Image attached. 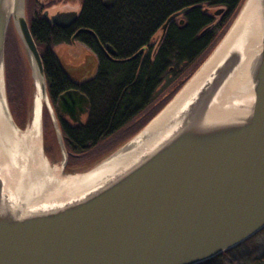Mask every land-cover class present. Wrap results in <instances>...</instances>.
<instances>
[{
    "label": "water",
    "instance_id": "95a60500",
    "mask_svg": "<svg viewBox=\"0 0 264 264\" xmlns=\"http://www.w3.org/2000/svg\"><path fill=\"white\" fill-rule=\"evenodd\" d=\"M114 3L103 0L105 6ZM188 10L171 15L163 34ZM43 15L59 27H68L78 13L49 15L46 10ZM11 23L46 97L41 120L44 106L52 112L65 168L64 138L52 111L25 0H0V97ZM83 31L94 34L80 28L72 40ZM246 43L245 34L235 38L234 48L175 116L177 122L164 137L79 197L20 207L5 187L0 165V264H200L264 229V21L251 71L253 95L212 108ZM105 51L111 58L115 55L110 45ZM89 104L84 93L71 88L60 94L57 110L81 123Z\"/></svg>",
    "mask_w": 264,
    "mask_h": 264
},
{
    "label": "trees",
    "instance_id": "16d2710c",
    "mask_svg": "<svg viewBox=\"0 0 264 264\" xmlns=\"http://www.w3.org/2000/svg\"><path fill=\"white\" fill-rule=\"evenodd\" d=\"M243 1L115 0L112 6H105L103 0H83L76 21L66 28L49 22L38 3L29 24L42 56L51 102L71 88L79 89L90 101L85 122L64 126L69 154H86L119 132L124 131V137L130 129L139 131L202 64ZM186 7L189 10L172 20L163 34L168 18ZM212 7L217 8L213 14ZM11 26L6 51L13 39ZM80 28L94 32L83 31L76 40L96 54L98 68L92 78L78 83L64 69L54 47L71 43ZM159 30L162 35L154 45ZM106 45L115 50L112 58ZM142 48V53L129 59ZM243 243L200 264L218 263ZM256 264H264V251Z\"/></svg>",
    "mask_w": 264,
    "mask_h": 264
},
{
    "label": "bare ground",
    "instance_id": "6f19581e",
    "mask_svg": "<svg viewBox=\"0 0 264 264\" xmlns=\"http://www.w3.org/2000/svg\"><path fill=\"white\" fill-rule=\"evenodd\" d=\"M264 21V0H245L226 36L196 71L175 98L125 146L103 159L94 167L77 173H66L51 164L43 152L41 106L46 97L35 82L34 103L30 123L21 129L13 123L5 93V72L1 74L0 97V165L6 189L15 203L28 208L57 203L81 196L132 162L143 151L151 148L177 122L179 112L186 109L194 92L210 77L219 62L240 34L247 38L241 59L219 90L212 108L226 106L238 99L253 95L251 71L261 45ZM189 104V103H188ZM186 106V107H185ZM174 120V121H173Z\"/></svg>",
    "mask_w": 264,
    "mask_h": 264
},
{
    "label": "rangeland",
    "instance_id": "374dc122",
    "mask_svg": "<svg viewBox=\"0 0 264 264\" xmlns=\"http://www.w3.org/2000/svg\"><path fill=\"white\" fill-rule=\"evenodd\" d=\"M82 3L83 0H25V10L27 19L29 21L33 15L34 10L37 7V4L42 5V14H44V12L48 10L49 15H52L58 12L65 11L79 12L81 10ZM243 3L239 11L241 10ZM38 8L39 6L37 7V9ZM216 9V7H212L210 9V12L213 14ZM239 11L235 15H238ZM235 17L230 19L229 26L231 25ZM218 19L219 17L216 16V20ZM11 24V28L13 29V39L11 41L12 43L10 45V48L7 51L5 49V93L11 118L19 128L24 129L26 128L28 123H30L32 116L35 94V78L28 52L14 24ZM229 26H227V29L224 31L225 33H223V35L218 39L205 60L216 48L218 43L223 39V37L227 33L226 31H228ZM161 35L162 30H159L155 34L153 39L154 45H157ZM54 51L60 57L62 66L68 72V74L71 75V78L77 81H85L92 78L96 74L98 68V58L91 49H89L80 41L58 44L54 47ZM205 60L202 62V64L205 62ZM201 65L187 79L184 85L190 80L191 77H193V75L201 67ZM183 86L176 92V94L183 88ZM175 95L162 107V109L166 107L170 101L173 100ZM52 111H54V114L56 116L53 106ZM158 113L152 116L150 120L143 127H141L139 131L135 133H132L134 130L130 129V131L123 137L124 131L122 133L119 132L118 135L99 143L96 147L87 151L86 154H78L77 156L70 155L68 166L66 165V167L63 168L62 165L65 157V152L59 143L57 131L52 117L48 114V112H44L42 119V141L44 154L51 164H56L59 167H62V169L66 173L73 174L86 171L125 146L126 143L133 137H135L136 134H138ZM145 115H147V113H145ZM136 122L137 121H135V123ZM65 147L68 157L69 149L67 147V144H65ZM263 251L264 229L244 241L242 246L232 251L223 259L219 260L218 263L215 262L208 264H256V258L260 256Z\"/></svg>",
    "mask_w": 264,
    "mask_h": 264
},
{
    "label": "flooded vegetation",
    "instance_id": "af4514ba",
    "mask_svg": "<svg viewBox=\"0 0 264 264\" xmlns=\"http://www.w3.org/2000/svg\"><path fill=\"white\" fill-rule=\"evenodd\" d=\"M67 12H70V11H67ZM67 12L65 11V13H67ZM62 28H66V27H62ZM57 102H58V99L54 103L51 102V104L53 106V109L55 110V113H56V116H57V120L59 122V126H60V129H61L63 138H64V142H65V144H67V139H66L65 132H64V126L65 125L81 124V123L85 122L86 119H87L88 112H89L90 104H89L88 107L86 105V107H85L86 111L81 114L80 118H81L82 122L80 123L78 121H74L73 118L69 114H66L63 111H58L57 110ZM44 112H46V113L48 112V114L52 117V112L50 111V109L47 106L44 107L43 114H44ZM83 117H84V119H83ZM42 130H43V124H42ZM72 155H74V154H72ZM68 156H70V154ZM68 161H69V158H68ZM67 166H68V163H67Z\"/></svg>",
    "mask_w": 264,
    "mask_h": 264
},
{
    "label": "crops",
    "instance_id": "0c3cea01",
    "mask_svg": "<svg viewBox=\"0 0 264 264\" xmlns=\"http://www.w3.org/2000/svg\"><path fill=\"white\" fill-rule=\"evenodd\" d=\"M71 76V75H70ZM73 79V78H72ZM75 82H78V83H80V82H83V81H77V80H75V79H73Z\"/></svg>",
    "mask_w": 264,
    "mask_h": 264
}]
</instances>
